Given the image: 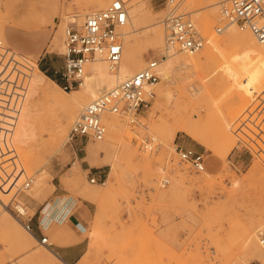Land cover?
<instances>
[{
    "label": "rangeland",
    "instance_id": "1",
    "mask_svg": "<svg viewBox=\"0 0 264 264\" xmlns=\"http://www.w3.org/2000/svg\"><path fill=\"white\" fill-rule=\"evenodd\" d=\"M51 1L56 3L40 17L32 11L34 0H0V48L6 49L0 51V205H6L0 206V264H60L48 255L52 249L40 246L24 225L62 213L68 199L86 202L94 215L92 229L85 234L90 241L87 261L129 264L149 258L148 250L155 245L149 222L155 229L162 226L165 242H155L168 253L161 258L264 264V251L254 248L264 232V44L259 43L254 54L230 48L222 39L228 27L254 37L226 25L219 13L222 0L215 4L218 15L212 33L198 22L205 5L183 0L180 10L206 40L196 54L208 44L213 53L201 58L196 71L174 75L167 83L169 100L156 105L158 91L164 88L160 79L149 107L132 113L130 124L125 123L129 115H115L124 129L106 130L101 141L70 145L71 126L100 95L86 98L79 116L81 101L60 106L39 95L30 79L45 78L34 76L28 63L62 89L65 29L81 27L87 16L115 0ZM131 2L141 12L139 20L131 12ZM124 3L126 26L137 29L136 54L145 61L142 70L148 60L166 55L167 10L156 0ZM160 27L163 48L154 49L145 35ZM172 53L187 58L177 48ZM192 82L204 83L194 97L186 90ZM81 88L65 91V100L79 97ZM186 119L211 149L181 132L173 139L168 136ZM58 128L67 132L63 145L57 144ZM224 140H230V148ZM176 147L201 154L204 171L197 173L181 162ZM92 178L96 184L90 183ZM17 208L26 215L20 216ZM43 233L48 243L58 245L63 228L53 223Z\"/></svg>",
    "mask_w": 264,
    "mask_h": 264
},
{
    "label": "built area",
    "instance_id": "2",
    "mask_svg": "<svg viewBox=\"0 0 264 264\" xmlns=\"http://www.w3.org/2000/svg\"><path fill=\"white\" fill-rule=\"evenodd\" d=\"M156 1L167 10L166 50L169 52L177 48L186 54L198 53L206 40L198 32L189 15L180 10L183 0ZM220 14L227 26H234L241 32H249L258 43L264 44V0H222ZM127 23L125 3L115 0L105 10L87 16L81 27L69 25L65 29L64 65L59 73L64 91H72L82 85L86 65L94 60L97 53L103 55L112 69L118 66L123 52L120 31ZM215 30L221 33L223 29L218 27ZM157 69L158 60H148L141 71L88 106L71 126L67 142L70 145H83L90 141H101L106 134L102 122L105 113L129 115L148 108L160 82ZM145 148L151 149L149 145H145ZM175 152L180 161L189 164L195 172L204 171V159L201 154L182 147H176ZM30 183H27V187ZM90 183L96 184V179L92 178ZM24 227L32 233L29 221ZM39 240L47 248L52 247L46 237L42 236ZM258 244L264 250V232L259 234ZM58 261L60 264H67L60 259Z\"/></svg>",
    "mask_w": 264,
    "mask_h": 264
},
{
    "label": "bare ground",
    "instance_id": "3",
    "mask_svg": "<svg viewBox=\"0 0 264 264\" xmlns=\"http://www.w3.org/2000/svg\"><path fill=\"white\" fill-rule=\"evenodd\" d=\"M34 1L36 2V5L35 4L34 5L36 6L37 10L32 9V11L35 12L36 14H39L40 17L45 15L51 3L53 4L56 3V1L54 2L51 0H34ZM121 1L124 3L129 0H121ZM216 1L217 0H190V3H202L205 5L204 8L206 9V11L199 16L198 22L200 25H204V26L207 25L209 27L208 32L210 33H212L214 22L218 15V10L215 9ZM130 7H132L131 12L132 14H134L135 19L139 20L141 18L140 10L135 6L134 2H131ZM228 28L229 29H227L226 31V36L222 39L224 42H226L229 45L230 48L235 46L240 49H243L244 51H247L249 54H252V53L254 54L259 51V47H258L259 43L254 38H252L250 35H241L236 30H234L232 27L231 28L228 27ZM136 32H137V29H134L131 26H126V28L120 31L121 38H124L123 52H122L121 61L115 69H112L108 65V63L104 60V57L101 53L96 54L94 60L89 62L86 65V69H85L86 72H85V76L83 79V83L81 85L82 94L79 97L71 98L70 102L65 100L66 98L64 96V95L67 96L68 93H66L63 89H61L53 80L44 76L34 63H28V65L31 67V70L33 71L34 76L40 75L44 77L45 82L39 81L38 79L33 77L30 79V84L36 89V91L39 93V95L43 99H46L56 105L66 106V105L81 101L82 104L80 105V109L78 112V115L80 116V114L82 113V110L84 109V105L87 102L86 98L93 100L98 95H100L101 97L104 94L108 93L109 91L115 89L126 79L131 78L136 73L141 71V66L145 63V61L142 56L138 57L136 54V49L138 46V37L135 35ZM163 33L164 32L161 27L147 33L145 36H146V40L148 41L149 46L154 49L163 48V43H164ZM54 46L55 45H53V47ZM5 50L6 49L4 47L0 48V51H5ZM165 52H166V55L160 58V60L158 61L157 73L160 79L162 80V82L164 83V88L162 91H158V99L156 100V105H159V102H161L160 101L161 99L164 100V98H166L167 100H169L172 97L167 83L174 78V75L178 72H185L188 70L196 71L201 64V61H202L201 58L207 59L213 53V47H211L208 44L207 46L204 47V49L202 50V53L192 54V55L187 54V58H184V57L177 58L175 57L176 53H172V51L168 52L166 50ZM202 84L199 82H192L190 86L186 89L188 94L191 97H194L196 94H198L203 89ZM100 97L98 96L92 103H94ZM92 103L90 104L87 103L86 108L90 106ZM131 114H129V119H127L126 117V120H127L125 122L126 124H130L133 121V117ZM102 122L106 130H108L107 131L108 133H111L114 130L119 129V128L124 129V126H125L123 125L124 123L123 124L121 123V121L119 120L117 116L110 114V113H105L102 116ZM180 132L202 143L206 148L211 149L205 142H202V140L199 139V136L196 134V131H195V126L191 123L189 119L188 120L186 119L184 123H182L179 127L173 130L171 133H169L168 136L171 139H173L174 136H176V134ZM66 133H67L66 131L58 128L57 133H56L57 134L56 140H57L58 145L64 144V141H65L64 137L66 136ZM225 139H229V138L225 137ZM229 142L230 140L229 141L224 140L223 143L229 147ZM228 147H226L227 149L225 148L226 150H223L226 154L229 152L230 147L229 148ZM215 152L217 153L218 151L215 150ZM221 152L219 151V153ZM224 156L226 155L224 154L222 158ZM25 188H28L27 184L25 185ZM0 206L5 207L6 205L1 204ZM16 212L20 216L26 215V212L23 210V208H17ZM28 233L32 235V233L30 232ZM36 242H38V244L42 246V243L40 242V240H36ZM42 247H45V246H42ZM259 247L260 246L258 244V239H257V245H255L254 247L257 252H259ZM49 254L51 256L50 258H56L55 254H53L52 251H50L48 255ZM36 255L38 256V258H40V260H42L43 258L42 255H39L38 253H36Z\"/></svg>",
    "mask_w": 264,
    "mask_h": 264
},
{
    "label": "crops",
    "instance_id": "4",
    "mask_svg": "<svg viewBox=\"0 0 264 264\" xmlns=\"http://www.w3.org/2000/svg\"><path fill=\"white\" fill-rule=\"evenodd\" d=\"M42 59L40 60L41 63ZM105 185L103 183L101 186ZM80 203V205H79ZM64 211L59 213L58 211L50 216L43 217L42 221L40 217L31 220L32 235L36 240H39L44 236L43 231L48 230L50 226L55 223L58 227L63 228L62 237L59 239L58 245H52L51 249L57 259H60L67 264H88V263H100L95 260L87 261L85 257L90 250V241L85 234L90 233L93 225L94 215L90 209V206L86 202H75L68 199L64 203ZM60 214V215H59ZM147 228L154 230L150 235L153 245L148 250L149 258L129 262V264H205V262L191 259H175V258H161V255H166L165 250L160 244L156 245L155 241L165 242L161 232L162 226L159 224V229H155L154 225L148 222ZM173 255V252H170ZM102 264H115L114 261L107 262L101 261Z\"/></svg>",
    "mask_w": 264,
    "mask_h": 264
}]
</instances>
